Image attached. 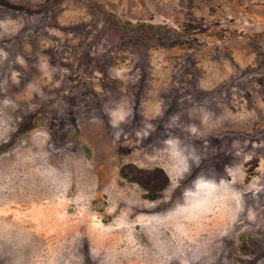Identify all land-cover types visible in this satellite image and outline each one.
<instances>
[{
	"label": "rangeland",
	"instance_id": "374dc122",
	"mask_svg": "<svg viewBox=\"0 0 264 264\" xmlns=\"http://www.w3.org/2000/svg\"><path fill=\"white\" fill-rule=\"evenodd\" d=\"M0 264H264V0H0Z\"/></svg>",
	"mask_w": 264,
	"mask_h": 264
}]
</instances>
